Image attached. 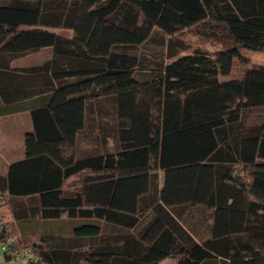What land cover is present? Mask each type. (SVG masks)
<instances>
[{"label": "trees", "instance_id": "trees-1", "mask_svg": "<svg viewBox=\"0 0 264 264\" xmlns=\"http://www.w3.org/2000/svg\"><path fill=\"white\" fill-rule=\"evenodd\" d=\"M191 26L220 46L187 50ZM241 47L264 49V0H0V115L34 121L26 156L0 173L5 258L264 264V120L246 123L264 105V65ZM235 57L244 73L225 78ZM84 121L116 143L77 155Z\"/></svg>", "mask_w": 264, "mask_h": 264}, {"label": "rangeland", "instance_id": "rangeland-1", "mask_svg": "<svg viewBox=\"0 0 264 264\" xmlns=\"http://www.w3.org/2000/svg\"><path fill=\"white\" fill-rule=\"evenodd\" d=\"M198 27L197 26H191L188 28H185L181 33H179V35L181 37H183L188 43H189V48L187 50H191L192 48H194L195 46H200L203 47L205 49H209V50H213L216 47L220 46V42L215 39V38H211V37H206L205 35H201L200 33L197 32ZM58 31H60L61 33L64 34H70L71 30H64V29H58ZM241 51L242 53L247 56L249 58V61L251 64H263L264 65V49H252V48H246V47H241ZM51 54V48H47L44 47L38 51L26 54L24 56H21L17 59L14 60V64L16 65H23V64H29V63H33V62H38V61H42L46 58H48V56H50ZM244 68H245V64L243 62H241L239 60V58L235 57L233 60V66H232V70L231 73L229 75L224 76L225 78L228 77H240L243 73H244ZM223 77V78H224ZM264 120V105L261 107H257L254 108L252 110H250L247 114H246V123L247 124H251V123H257L259 121ZM76 176V175H75ZM75 176H72L69 181L67 182V188L71 189V188H76L75 184L78 182L79 178H76ZM75 177V178H73ZM0 218H3L4 220H12V215H11V210L10 207L8 206V204L4 203L1 204L0 206ZM44 222V220H41L40 218H37V222L38 226L36 225V227L32 225H30V222H26L25 223V227H30L32 226L33 229L37 228L38 230L40 229L41 226H39V224L42 225V223ZM61 223H65L66 222L62 219H59L56 221V223H53V225H59ZM50 224H52L50 222ZM50 227H54V226H50ZM34 229V230H35ZM36 229V230H37ZM18 227L16 226L14 228V234L12 236V239H17L20 241L21 244H24L25 242H27V240L25 239V236L20 235L21 233L18 232ZM5 243L0 241V264H17V261H21V263H24L26 261V258L28 259V253L30 252V248L26 247V248H22L18 250V254L14 256V258L12 260L6 259L4 256V251L6 249V247H4ZM172 259L174 258H168L167 260H164L163 262H160V264H171V261H173Z\"/></svg>", "mask_w": 264, "mask_h": 264}, {"label": "crops", "instance_id": "crops-1", "mask_svg": "<svg viewBox=\"0 0 264 264\" xmlns=\"http://www.w3.org/2000/svg\"><path fill=\"white\" fill-rule=\"evenodd\" d=\"M30 112V109H24L0 115V173L2 174H6L10 162L26 156L25 133L34 129V121H32ZM106 126L101 121L100 124L97 121H84L83 126L76 131L77 155L84 154V149L86 147L89 148L91 143L97 138L99 142L106 140L111 146L114 145L117 141L116 131L113 132L110 129V132H108ZM83 174L84 172L82 171L75 176L79 178L75 184L76 188L79 187ZM168 258H174L171 264L177 263V257L166 256L156 264H160V262ZM17 264H27V258L24 263L17 261Z\"/></svg>", "mask_w": 264, "mask_h": 264}, {"label": "built area", "instance_id": "built-area-1", "mask_svg": "<svg viewBox=\"0 0 264 264\" xmlns=\"http://www.w3.org/2000/svg\"><path fill=\"white\" fill-rule=\"evenodd\" d=\"M4 247H5V245H4Z\"/></svg>", "mask_w": 264, "mask_h": 264}]
</instances>
